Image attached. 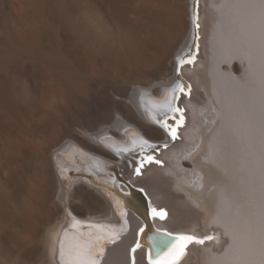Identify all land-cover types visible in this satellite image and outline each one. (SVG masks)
I'll return each mask as SVG.
<instances>
[{
    "label": "bare ground",
    "instance_id": "6f19581e",
    "mask_svg": "<svg viewBox=\"0 0 264 264\" xmlns=\"http://www.w3.org/2000/svg\"><path fill=\"white\" fill-rule=\"evenodd\" d=\"M191 37L186 121L169 138L151 95L181 78ZM130 128L166 142L163 166L134 175L123 151L145 141ZM69 168L114 170L144 220L130 185L168 210L160 227L212 233L178 264H264V0H0V264H62L84 242L98 264H130L127 188L106 195Z\"/></svg>",
    "mask_w": 264,
    "mask_h": 264
},
{
    "label": "snow or ice",
    "instance_id": "6c2138e0",
    "mask_svg": "<svg viewBox=\"0 0 264 264\" xmlns=\"http://www.w3.org/2000/svg\"><path fill=\"white\" fill-rule=\"evenodd\" d=\"M197 27H199L197 25ZM185 62H191V60L185 61L184 59H181L179 61L180 65H183ZM185 85L182 83H179L176 85V88L173 89V100H176L179 98L177 93H182L184 91ZM168 111L171 112H177L181 111L178 108L171 107ZM163 116H167V112L163 113ZM155 119L156 123H159L161 127L165 128V130H169V125L164 118ZM182 119V117H181ZM170 134L175 136V129L170 130ZM126 151V149H125ZM149 161H151V157L147 158ZM137 173L139 174V168L136 169ZM153 216H158L161 220H163L166 216V213L164 211H157L156 209H153ZM75 227V225H73ZM100 227V226H95ZM141 232H143V229H140ZM162 235L169 236V240H158L156 241V246L159 248V251L156 254V257L153 258L151 255V251L149 252V264H178V261L180 257L183 255L185 248L189 243L195 242L197 244H203L204 240L198 239L191 235H180L175 237L174 240L171 239L170 233H164ZM97 239H104V237L98 236ZM151 240L152 238L149 237ZM206 240H211L213 237L208 236L205 237ZM110 243L115 242L114 239H109ZM141 245L139 243L136 244V247L132 249L133 252L136 251L137 248H140ZM98 255H102V249L100 251H97L95 247H93L90 243L84 242V243H77L72 248H70L68 253V258L65 260V253L63 248L61 249V260L62 264H98L96 257ZM134 264V261H133Z\"/></svg>",
    "mask_w": 264,
    "mask_h": 264
},
{
    "label": "rangeland",
    "instance_id": "374dc122",
    "mask_svg": "<svg viewBox=\"0 0 264 264\" xmlns=\"http://www.w3.org/2000/svg\"><path fill=\"white\" fill-rule=\"evenodd\" d=\"M75 179L76 180H82V178L79 176V174L74 171V176L72 177V181H76ZM94 187H96V186H94Z\"/></svg>",
    "mask_w": 264,
    "mask_h": 264
},
{
    "label": "water",
    "instance_id": "95a60500",
    "mask_svg": "<svg viewBox=\"0 0 264 264\" xmlns=\"http://www.w3.org/2000/svg\"><path fill=\"white\" fill-rule=\"evenodd\" d=\"M141 213V212H140Z\"/></svg>",
    "mask_w": 264,
    "mask_h": 264
}]
</instances>
